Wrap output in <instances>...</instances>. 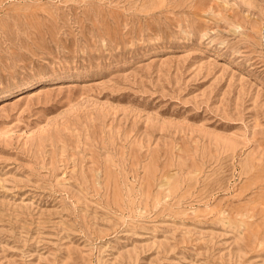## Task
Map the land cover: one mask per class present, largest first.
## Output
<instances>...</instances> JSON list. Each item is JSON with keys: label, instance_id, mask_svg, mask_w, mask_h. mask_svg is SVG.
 Masks as SVG:
<instances>
[{"label": "rangeland", "instance_id": "374dc122", "mask_svg": "<svg viewBox=\"0 0 264 264\" xmlns=\"http://www.w3.org/2000/svg\"><path fill=\"white\" fill-rule=\"evenodd\" d=\"M0 264H264V0H0Z\"/></svg>", "mask_w": 264, "mask_h": 264}]
</instances>
